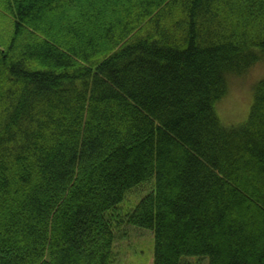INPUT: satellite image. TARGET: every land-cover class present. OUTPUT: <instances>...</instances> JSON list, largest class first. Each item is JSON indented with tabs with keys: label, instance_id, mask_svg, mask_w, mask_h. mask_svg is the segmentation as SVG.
<instances>
[{
	"label": "trees",
	"instance_id": "obj_1",
	"mask_svg": "<svg viewBox=\"0 0 264 264\" xmlns=\"http://www.w3.org/2000/svg\"><path fill=\"white\" fill-rule=\"evenodd\" d=\"M263 60L264 0H0V264H113L124 222L154 264H264V78L215 109Z\"/></svg>",
	"mask_w": 264,
	"mask_h": 264
},
{
	"label": "rangeland",
	"instance_id": "obj_2",
	"mask_svg": "<svg viewBox=\"0 0 264 264\" xmlns=\"http://www.w3.org/2000/svg\"><path fill=\"white\" fill-rule=\"evenodd\" d=\"M264 78V60L243 76H228L227 92L215 104L218 117L227 126L243 124L249 116L256 84ZM155 178L130 189L110 213L125 217L154 188ZM152 184V185H151ZM113 264H154L155 235L151 229L122 223L116 229ZM180 264H209L208 256L184 255Z\"/></svg>",
	"mask_w": 264,
	"mask_h": 264
},
{
	"label": "bare ground",
	"instance_id": "obj_3",
	"mask_svg": "<svg viewBox=\"0 0 264 264\" xmlns=\"http://www.w3.org/2000/svg\"><path fill=\"white\" fill-rule=\"evenodd\" d=\"M117 240H118V237H117ZM117 242V241H116ZM115 246V245H114Z\"/></svg>",
	"mask_w": 264,
	"mask_h": 264
}]
</instances>
